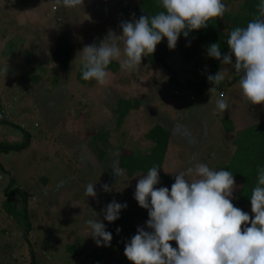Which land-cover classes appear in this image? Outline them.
<instances>
[{"label":"rangeland","instance_id":"obj_1","mask_svg":"<svg viewBox=\"0 0 264 264\" xmlns=\"http://www.w3.org/2000/svg\"><path fill=\"white\" fill-rule=\"evenodd\" d=\"M113 1L83 0V6L66 8L54 6L55 0H0V93H5L9 99L12 106L8 105L7 109L15 113L13 120L16 123L26 124L25 130L32 132L40 120L45 128L43 134L41 128L34 131V135L37 136L30 145L20 150H6L5 147L10 143L6 141L9 137L4 130L0 131L2 142L0 163L3 166L0 167V206L6 209L3 201L8 188L18 186L19 189H24L27 193L28 208L33 209L32 213L30 212L31 221H35L36 226L41 227L38 228L40 231L38 241L34 243L32 239L34 232L29 235L32 239L30 240L32 248H29L24 240L23 230L21 231L23 225L20 213L12 214L10 217L5 209L0 211V230L1 228L7 230L5 233L0 231V247L5 248L3 256L0 257V264H30L33 254L37 264H131L124 255V247L137 233L136 230L130 229L127 225L121 230L118 223L111 225L102 220L105 230L112 234L110 245L107 247L97 246L88 235L90 229L86 221L95 219V213L98 219L100 210L92 209L84 195L87 183L82 181L85 177L83 173L89 169L88 163L97 159L96 153L86 151L85 147L91 133L96 134L99 126L105 133L108 131L106 135L110 145L123 143L124 152L133 151L131 154L137 152L136 155L142 157L152 145L146 131L155 123L164 124L165 127L174 123L175 128H179L182 133L177 136L178 132L173 129V136L168 143L166 158L161 168L168 172L174 171L176 174V171L178 173L197 163L214 167L219 158L221 160L223 156L230 155L232 140L241 134L245 126L264 118V105L250 104L243 97L237 80L227 87L224 93L229 106L225 111L231 116L234 124V131L227 133L218 120L215 121L216 118L211 120L212 122L208 121L212 115L210 110L218 109L216 107L218 98L216 99L215 95L210 98L213 102L210 105V101L207 102L202 97L193 96L189 99L188 93L183 95V91L180 93L181 97L177 99L166 97L161 100L162 95H167L170 88H173L164 85L165 81L168 83L170 75L161 64L150 61L141 62L137 71H121L120 78L109 71L108 83L105 86H100L96 82L82 84L76 81L75 64L74 68H70L71 71L63 73L64 79L60 87L43 98L41 111L39 106L36 107L34 104L39 97L33 95L31 91L25 92L19 83L20 55H26L32 50V55L48 63L57 37L62 33L71 37L70 32L77 35L86 32V35L93 34L100 41L110 30L120 35V23L135 18L124 15ZM139 1L129 0L130 3L123 6L128 4L132 7L134 2L137 4ZM8 32L12 37L10 42L15 45L24 44L22 48L9 45L6 39L1 37L2 33ZM77 50L81 51L82 48ZM35 60L36 58H33V62ZM165 61L176 67L180 79L187 73L190 75L189 64L183 62L177 53L165 57ZM73 65L74 62L72 67ZM221 70L225 73V78H232L233 74L230 71ZM36 91L40 89L36 88ZM40 92L44 95L43 91ZM119 98H137L140 103L137 108L130 109L120 125H117L116 117L110 115L109 108L114 106ZM168 101L175 102L180 110L172 108ZM50 107L51 118L46 116ZM78 107L80 108L77 109ZM104 108L108 110L103 111ZM58 121V125H55ZM200 136L201 138L195 139ZM210 144L211 150L207 148ZM217 150L223 156H218ZM209 151L211 156H206ZM82 159L86 161L82 162ZM115 163L118 164V159ZM80 165L82 166L79 167ZM144 174L146 173L135 172L133 176L126 177L118 184L108 182L111 193L117 185L124 188L126 195L127 192L131 195L109 198L111 202L115 200L117 203L127 205L120 213L131 211V205L133 209L136 206L141 209L134 199V192L138 179ZM109 177L110 173L98 183L103 181L106 184L105 180L107 181ZM163 185L162 183L156 186L167 187ZM102 192L106 194L103 190ZM9 201L11 204H17V207L22 203L20 196L17 195L11 196ZM241 210L250 217L253 215L251 204ZM123 215L132 217L128 213ZM138 221L142 220L138 218ZM140 228H144V225ZM117 229L120 231L117 232ZM72 242L85 245L86 252L90 255L87 260L85 254L79 261L72 253L66 251V245ZM174 246H177L176 243Z\"/></svg>","mask_w":264,"mask_h":264},{"label":"clouds","instance_id":"obj_2","mask_svg":"<svg viewBox=\"0 0 264 264\" xmlns=\"http://www.w3.org/2000/svg\"><path fill=\"white\" fill-rule=\"evenodd\" d=\"M160 4L163 10L151 17L141 15L139 19L122 21L120 35L110 30L98 46H84L79 52L82 79L105 86L113 61L122 71H137L142 57L153 54L162 38L173 50L182 33L187 37L194 30L206 28L210 20L222 19L228 10L222 0H160ZM54 6L76 8L83 6V0H55ZM220 48L219 43H212L207 55L232 66L240 76L242 95L250 104L264 105V0H260L257 14L246 27L230 32L229 51L222 54ZM224 79L221 69L208 75L213 85L208 92L216 93V86ZM216 107L221 112L229 107L222 92ZM113 171L116 176L124 175L123 169ZM257 180L250 196V217L231 202L235 180L229 170L217 171L197 163L176 173L169 190L155 187L160 183L159 168L151 167L140 176L134 192L138 205L148 211L146 227L151 231L138 227L125 244V257L131 264H264V167H258ZM94 184L86 185V197H96ZM102 190L111 189L104 184ZM126 207L113 200L102 210L104 220H117ZM86 224L97 246L110 245L112 234L96 213L95 219Z\"/></svg>","mask_w":264,"mask_h":264},{"label":"trees","instance_id":"obj_3","mask_svg":"<svg viewBox=\"0 0 264 264\" xmlns=\"http://www.w3.org/2000/svg\"><path fill=\"white\" fill-rule=\"evenodd\" d=\"M113 2L117 4V9H119L124 15H130L135 19H139L141 15H147L151 17L163 10L160 4V0H140L137 4L136 2H134V6L132 5V7L128 4L123 6V4L130 3L129 0H114ZM222 2H226L224 4L228 9L222 19L216 18L210 20L206 28L194 30L190 32L187 37H185L182 33L178 38L175 49L173 50H170L168 48L167 39L162 38L161 42L156 46L155 52L153 54L142 57L141 62H157L168 70L167 73L170 75V78L167 79V84V81H165L164 85H167V87L172 86L173 88H170V91L167 95L163 94L161 100L166 97L177 99L181 97L180 93L183 91V95H186L188 93L189 99L193 98V96H196L202 97L203 100L209 102L211 97L215 95L214 97L216 99L219 98V93L222 92L224 94L227 87H229L233 82L240 79V76L235 73V70L231 65L221 64V61L209 57L207 55V49L212 43H219L221 47V53H227L229 51L227 48V39L229 38L230 32L236 27H246L247 23L251 21L257 14V5L259 4L260 0H222ZM234 2L236 3L235 6ZM86 31L91 32V30ZM10 34V32L2 33L1 37L5 38L6 42L9 43V45H15L10 42V40L12 39V37H10ZM69 34L71 35V37H68L63 33L58 35L57 42L53 51L51 52L49 58L50 60L48 63L47 61L40 60L39 58L35 57L34 54L32 55V50H30L31 52L27 53L26 55H20V59H18L20 65L18 71V73H20L19 83H21V86H23V90L25 92L31 91L33 95L39 97V99H36L37 101L35 100L36 102H34V104L36 107L39 106V109L41 111L43 109V104H41L43 98L45 96H49L50 92H53L56 88L60 87L61 82L64 79L63 73L66 74L68 71H71L70 68H74L75 64H77L74 68L76 72V81L82 84H93L95 82L94 80L84 81L82 79V54L79 53L80 51H78L77 49L83 48V43H85L86 45L95 43L98 46L100 40L93 34H91L92 36L86 35V32L79 35L71 32ZM22 45L24 44H17L15 46L22 48ZM121 47H123V45H121ZM175 53L178 54L183 62L189 64L188 72H190V75H188L187 73L183 79L179 78L178 70L176 69V67H172L165 61V57L171 56ZM33 58H36L34 62ZM72 62H74L73 67ZM192 64L193 66H190ZM220 69H226L230 71L233 74L232 78H225L218 86H216V93H209L208 90L213 85L207 80V76L216 74ZM108 71L112 72L113 75L115 74L118 78L122 77L120 73L122 70L120 69L118 62L116 61H113L109 65ZM198 71H200L201 73H199ZM15 75H17V72L15 73ZM18 86L20 87V90H22L19 84ZM36 88H39L40 91H43L44 95L40 91H36ZM165 102L167 101L165 100ZM139 103L140 101L137 98H119L118 100H116V104L109 108L110 115H112V117H116V124L120 125L123 118L127 116L129 110L132 108H137L139 106ZM212 103L213 102L210 101L209 105ZM168 104L172 106V108L180 110L179 107L175 105V102L168 101ZM8 105L11 104L6 94L0 93V124H4L0 125V131L4 130V132L7 133L9 137L6 141L10 143H8V147H5L6 150H20L21 148L30 145L31 141L37 136L34 135V131H38L41 128V130L43 129L41 133H44V124H42L40 120H38L40 124H35L34 131L31 132L25 130L26 124L19 125L13 120L15 117V113H11V110L7 109ZM79 108L80 107H78L77 109ZM106 110L108 109H103V111ZM210 113L212 115L209 116V120L208 118H205L206 121L208 120L210 122L211 120H214V118H216L215 121L218 120V122L224 128V131H226L227 133L234 131L233 121L231 119V116L228 115L226 111L221 112L219 109H215L210 110ZM46 116L50 118L52 117L51 107L49 108ZM59 121L55 125H58ZM204 124L206 125V123ZM173 129L178 132L177 136L178 134L182 133L179 128H175L174 123L168 125V127H165V125L161 123L153 124L146 131V135L149 141L152 142V145L150 149H148V152H145L142 157L137 156V152L135 151V153L133 154H131L133 151L129 153L124 152L123 143L110 145L108 143V137L106 135L108 131H106L105 133L104 129L100 126L96 129V134L91 133L86 143L85 150H90L92 152L94 151V153H96L97 155V159L94 162L88 163L87 166L89 167V169H87L84 173L82 172L83 176H85L82 181L84 183H87V185L89 183H95L94 188L97 193L95 199H88V197H86V200L91 204V206L93 207L92 209L100 210V214L98 216V219H100V221L104 220V214L102 210L106 207L107 204L111 202L109 200L110 197H131L130 193L128 195L127 192L126 195L124 193V188L117 185H115L114 188H116L118 191H116L115 189L112 193L111 190L105 192L106 194L111 193V195H106L102 192V185H104V183L103 181H101V183H98V181L107 178L108 173L111 174V177H109L107 181L105 180L106 184L108 185V182L118 184L123 182V179H126V177L133 176L135 172L147 173V171L151 167L156 166L159 168V176L161 179L159 184L163 183L164 185H167V188H169L170 190L171 185L175 180V172L164 171L162 170L161 165L162 163H164V160L166 158V151L168 149V143L173 136ZM10 130L12 131L10 132ZM110 133L111 131H109V139ZM92 134L94 135L92 136ZM235 134L236 133H234V135ZM198 138H201V136L195 137V139ZM193 141L195 142L194 136ZM232 141L233 147L230 155L223 156L221 155L222 153L218 152L217 150V155L223 156V158L221 160L219 158L216 165L214 167L210 165L209 168L217 171L220 169H224L226 171L229 170L233 173L235 180V189L232 194L231 202L235 207L243 209L245 206H248V204L250 205V196L252 189L258 183L257 169L258 167H264V118L256 123L250 124L249 126H245L241 134L239 133L237 138ZM207 148L211 150V144L208 145ZM86 153L89 154L90 152ZM206 156H211L210 151ZM116 159H118V164L115 163ZM85 161V159H82V162ZM81 166L82 165H80L79 167ZM0 167L3 168L1 163ZM113 168H116L118 170L119 168L123 169L124 175L116 176ZM10 179L12 180V178ZM13 195L20 196L22 201L21 206L17 207V204L10 203L11 201H9V198H11V196ZM99 198H103V200H99ZM3 202L6 209L3 208V206H0V211L5 209V212L10 217L12 216V214L20 213L23 225L21 231L23 230L24 240L28 243L29 248H32L30 240L33 239L34 243L38 241V239L40 238V231H38V228L40 226H36V222L31 221L32 217L30 216V212L32 213L33 209L28 208L27 193L24 189H19L18 186H13L7 189ZM131 209V211H123V214H131L132 217L120 213L117 220L111 223L106 220L104 221L111 225H113L114 223H118L119 225H121L119 226L121 230H123L124 225H127L130 229L137 231L136 228H140L142 225H144V230L151 231L146 227V221L148 220L147 209H138V206L133 209V205H131ZM100 216L102 218H100ZM15 217H17V215H15ZM138 218H140L142 221L139 222ZM0 231H3L4 233L7 232V230H4V228H1ZM32 232H34L35 235L34 238L31 239L29 235H31ZM170 243L175 248V241H172ZM4 249V246L0 247V257L3 256ZM66 251L72 253V255L79 261L82 259L84 254L85 260H87L90 256L89 253L86 252L85 245H81L79 242H72L70 244H67ZM30 264H37L34 254L31 257Z\"/></svg>","mask_w":264,"mask_h":264}]
</instances>
